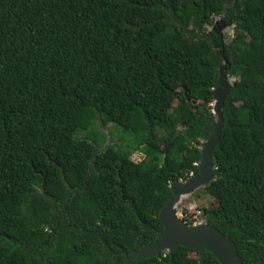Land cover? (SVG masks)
<instances>
[{"label":"trees","instance_id":"trees-1","mask_svg":"<svg viewBox=\"0 0 264 264\" xmlns=\"http://www.w3.org/2000/svg\"><path fill=\"white\" fill-rule=\"evenodd\" d=\"M217 16L229 44L207 33ZM225 58L203 212L264 264V0H0V264H220L182 246L115 252L154 241L170 184L198 173ZM97 117L144 159L76 135Z\"/></svg>","mask_w":264,"mask_h":264},{"label":"water","instance_id":"water-1","mask_svg":"<svg viewBox=\"0 0 264 264\" xmlns=\"http://www.w3.org/2000/svg\"><path fill=\"white\" fill-rule=\"evenodd\" d=\"M224 62L220 69L219 86L214 89L213 114L217 120L213 135L200 147L199 171L186 180L180 179L170 184L172 196L159 213L163 229L157 231L154 241L130 253L124 250L115 252V254H123L125 263L157 257L164 252L173 255L175 250L182 246L201 254L211 253L220 264H245L236 242L229 234L223 233L208 222L190 224L177 212V206L183 197L194 193L201 187H206L215 178L217 167L214 163V153L222 138L223 108L233 87L232 77L224 72L227 66L226 58Z\"/></svg>","mask_w":264,"mask_h":264},{"label":"rangeland","instance_id":"rangeland-1","mask_svg":"<svg viewBox=\"0 0 264 264\" xmlns=\"http://www.w3.org/2000/svg\"><path fill=\"white\" fill-rule=\"evenodd\" d=\"M207 33L213 35L214 32H219L223 37L225 44H229L235 33V25L226 24L222 16H217L212 24L207 26ZM233 82L235 78L231 79ZM180 127V126H179ZM183 129L182 127H180ZM81 138H89L95 142L98 150H104L108 146H119L132 153V159L141 161L145 154L140 150L132 148V140L130 135L125 134L120 127L113 123H104L100 118H96V125L89 129H79L76 134ZM207 139L202 140L203 144ZM213 203V198L207 193L205 187L197 189L194 193L182 198L177 206V212L180 217L194 220L195 223L206 222L203 212L204 207L210 206Z\"/></svg>","mask_w":264,"mask_h":264},{"label":"flooded vegetation","instance_id":"flooded-vegetation-1","mask_svg":"<svg viewBox=\"0 0 264 264\" xmlns=\"http://www.w3.org/2000/svg\"><path fill=\"white\" fill-rule=\"evenodd\" d=\"M225 63V62H224Z\"/></svg>","mask_w":264,"mask_h":264}]
</instances>
